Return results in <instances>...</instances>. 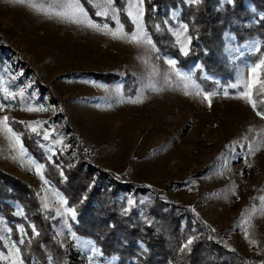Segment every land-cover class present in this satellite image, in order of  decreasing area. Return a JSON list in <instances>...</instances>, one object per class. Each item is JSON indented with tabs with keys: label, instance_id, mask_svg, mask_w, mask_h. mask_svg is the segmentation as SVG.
<instances>
[{
	"label": "rangeland",
	"instance_id": "obj_1",
	"mask_svg": "<svg viewBox=\"0 0 264 264\" xmlns=\"http://www.w3.org/2000/svg\"><path fill=\"white\" fill-rule=\"evenodd\" d=\"M87 1L96 13L99 9L94 0ZM49 5L55 8L56 0H45L44 6ZM124 6L132 22L131 33L122 28L130 36L137 31V16L143 25V2L124 0ZM94 16L100 20L88 15L94 23L107 24L106 18ZM173 19L171 32L185 53L189 45L185 24L177 13ZM107 20L113 23L107 24L113 30L121 26L118 12L114 18L110 13ZM222 41L223 55L236 64L229 82L222 84L199 63L188 69L176 63L178 70L191 77L184 82L170 75L165 61L174 58L157 50L148 52L126 38H113L36 12L15 0H0V104L6 105L0 110V119L9 117V126L19 135L24 149L21 155L20 144L10 141L0 127V170L26 183L41 208L52 211L58 223L57 242L77 254V261L70 264H116L117 259L73 231L76 219L67 198L37 175L35 165L41 164L25 148L22 134L12 123L25 129L27 141L44 154L62 184L67 181L65 167L79 161L69 125L93 169L160 192V198L187 207L230 248L264 264V202L260 199L264 197V119L239 98L246 90L251 94L259 70L252 73L253 66L243 57L257 53L258 46L255 41L237 42L229 33ZM89 73L104 78L94 79L87 76ZM241 79L244 84L229 87ZM197 81L209 83L207 92L218 93L210 106L202 95L195 94L197 90L205 92ZM5 89L16 93V98L7 97ZM21 90L23 97L19 96ZM137 99L142 102H130ZM28 107L47 110H24ZM28 125L37 126V131ZM45 131L50 132L49 140L43 139ZM40 171L43 175L44 169ZM124 197L126 204L139 208L156 194L149 191ZM15 248L0 216V264H11Z\"/></svg>",
	"mask_w": 264,
	"mask_h": 264
},
{
	"label": "trees",
	"instance_id": "obj_2",
	"mask_svg": "<svg viewBox=\"0 0 264 264\" xmlns=\"http://www.w3.org/2000/svg\"><path fill=\"white\" fill-rule=\"evenodd\" d=\"M143 27L155 48L162 55L174 58L177 66L188 69L199 63L207 72L226 84L233 77L236 64L222 53L225 33L237 42L255 41L258 50L243 57L253 66L264 56V0H142ZM87 14L94 20V11L87 0H81ZM118 22L131 33L132 22L125 12L124 0H114ZM185 24L189 45L184 53L171 32L173 14ZM110 26L113 23L105 20ZM94 79L101 74L89 73ZM196 78V77H195ZM197 80V79H195ZM264 68L255 76L251 96L256 110L264 112ZM198 82V81H197ZM209 91V83L198 82ZM211 90V88H210ZM13 127L22 134L25 148L43 165V175L50 186L61 190L75 211L73 231L88 238L96 249L117 259L116 264H258L250 257L230 248L220 235L213 232L187 207L160 198V192L144 185L135 187L113 173L93 169L82 155L76 132L68 125L79 161L63 171L65 184L57 170L45 160L41 151L29 143L28 133L21 125ZM12 126V125H11ZM156 194V198L136 208L125 203L128 193ZM119 195L123 198L119 199ZM0 216L6 221L10 238L19 249L23 264H70L77 254L57 242V220L51 210L45 211L26 183L0 170ZM35 228V232H33ZM20 229H23L21 231ZM192 239V244L184 247ZM23 240V243L19 241Z\"/></svg>",
	"mask_w": 264,
	"mask_h": 264
},
{
	"label": "snow or ice",
	"instance_id": "obj_3",
	"mask_svg": "<svg viewBox=\"0 0 264 264\" xmlns=\"http://www.w3.org/2000/svg\"><path fill=\"white\" fill-rule=\"evenodd\" d=\"M16 3L24 4L30 8H32L34 11L43 13L45 15H55L56 17L66 20L71 23L79 24L82 26H86L90 29L96 30L103 32L104 34H110L113 38H126L128 39L129 42L135 43L137 46L140 47H145L146 51L148 52H154L156 51L155 45L153 44L152 40L147 36V34L143 30V25L140 23L139 16L136 17V28L137 31L128 36V34L123 33V28L122 26H119L115 30L110 28L107 24H104L103 26L94 23L89 17L84 9V7L81 4V0H56V7L53 8L51 5L49 7L44 6L45 0H15ZM193 3H198L199 0H192ZM95 7L99 9L96 11L95 15L100 16L103 18H109V14L111 13L113 18L115 17L117 13V9L113 6L114 0H94ZM130 16L132 15L131 12L128 13ZM186 31V27H185ZM184 50V49H182ZM253 50H256L255 47L253 46ZM169 68L171 69V76H174L176 79L184 82H188L191 80V77L187 74L182 73L180 70L177 69L176 67V61L174 59H168L165 61ZM264 68V59H261L259 63H256L253 65L251 68L252 73H256L257 69ZM153 75L156 74L155 69L153 70ZM169 74H165L167 77ZM259 83L261 86H264V80H260ZM240 84H244V80L241 79L238 83H233L229 85V87L236 88ZM188 87V84L185 83V88ZM245 88L247 89V85H245ZM6 93V96L12 99L16 98V93L7 91L6 89L4 90ZM185 94H188L187 92ZM197 96H203L204 100H207L209 102V106L211 105V98L216 96L218 93L216 92H201L200 90H197L195 93ZM24 92L21 90L19 92V96L23 97ZM224 95L227 97L228 93L227 90H224ZM239 98L244 99L247 103L251 104L254 110H256V103L252 99L251 94L246 90L245 92L239 93ZM132 103H140L142 102L141 99H137L134 101H130ZM6 105L0 104V110H4ZM24 110L27 111H46L47 109L43 107H38V108H33V107H28ZM256 114L260 116L262 119H264V112L257 111ZM36 125H39V122H36ZM37 126L33 125H28L32 129V131L36 132L37 131ZM0 127H2L3 131L7 134L8 138L10 141L14 140L15 143L20 144V137L19 135L9 126V117L4 116L2 119H0ZM251 131V130H250ZM38 135L40 134L39 132L37 133ZM43 139L44 140H49L50 139V132L45 131L43 133ZM56 143L59 144L61 143L60 140H56ZM259 148L257 147V149ZM249 153L253 154V150L249 148ZM20 154L24 155V149L23 145L20 144ZM250 166V165H249ZM37 169V175H40V179L43 181L44 176L41 174V169L43 168V165H35ZM45 183H47L45 181ZM261 201L264 202V197H260ZM61 202L66 204L67 201H64L61 198ZM44 207L47 209L48 205L45 203ZM71 212V216L73 219H75V211L74 210H69ZM60 214V213H58ZM23 231V229H21ZM214 231V229H213ZM33 232H35V228H33ZM247 238V235H246ZM24 241L21 240L19 243H23ZM249 243L255 244V240H249ZM192 244V239H189L186 244L184 245L185 248H187L189 245ZM13 257L11 259V264H23L22 260H20L19 256V249L15 248L13 252ZM2 259V257H0Z\"/></svg>",
	"mask_w": 264,
	"mask_h": 264
}]
</instances>
